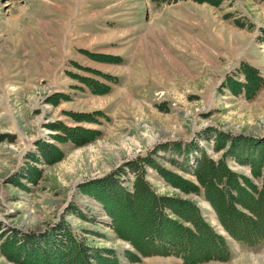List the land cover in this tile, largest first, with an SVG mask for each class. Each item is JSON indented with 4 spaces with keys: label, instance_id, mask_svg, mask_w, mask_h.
Wrapping results in <instances>:
<instances>
[{
    "label": "rangeland",
    "instance_id": "rangeland-1",
    "mask_svg": "<svg viewBox=\"0 0 264 264\" xmlns=\"http://www.w3.org/2000/svg\"><path fill=\"white\" fill-rule=\"evenodd\" d=\"M234 222L264 230V0H0V264H264Z\"/></svg>",
    "mask_w": 264,
    "mask_h": 264
},
{
    "label": "trees",
    "instance_id": "trees-1",
    "mask_svg": "<svg viewBox=\"0 0 264 264\" xmlns=\"http://www.w3.org/2000/svg\"><path fill=\"white\" fill-rule=\"evenodd\" d=\"M247 158L250 161H253V158H250V157H247ZM252 166H253V164H252ZM236 188H237V190H239L245 194V192L242 190V188L239 185H236ZM252 193L255 194L256 191L252 190ZM253 197L257 198L258 196L257 197L253 196ZM248 222L252 223L251 219H249ZM233 228H234V230H236L237 228H240L238 235L235 237L236 240L243 241V242L247 243L248 245H254L256 243L263 241V239H264V230H258L257 231V230L251 229V227H249V226L241 227L240 224H236L235 222L233 223ZM233 228L231 227V230H233ZM221 241H222V244L224 247V252H222V253H224V256L226 257V259H228L229 253H228L227 245L223 240H220V242ZM213 244H214V247L219 248L218 242L216 243L214 241V239H213ZM183 260H184V257H183Z\"/></svg>",
    "mask_w": 264,
    "mask_h": 264
},
{
    "label": "crops",
    "instance_id": "crops-1",
    "mask_svg": "<svg viewBox=\"0 0 264 264\" xmlns=\"http://www.w3.org/2000/svg\"><path fill=\"white\" fill-rule=\"evenodd\" d=\"M238 243H240V242H238ZM241 249V248H240ZM244 250H246V249H244ZM228 251H229V248H228ZM230 257V256H229ZM226 260H228V259H226Z\"/></svg>",
    "mask_w": 264,
    "mask_h": 264
}]
</instances>
